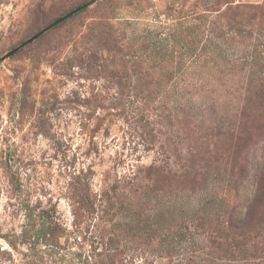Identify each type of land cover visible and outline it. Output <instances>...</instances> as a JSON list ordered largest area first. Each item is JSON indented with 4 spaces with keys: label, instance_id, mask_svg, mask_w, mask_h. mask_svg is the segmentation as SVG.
Masks as SVG:
<instances>
[{
    "label": "rangeland",
    "instance_id": "obj_1",
    "mask_svg": "<svg viewBox=\"0 0 264 264\" xmlns=\"http://www.w3.org/2000/svg\"><path fill=\"white\" fill-rule=\"evenodd\" d=\"M90 1L0 0V264H264L262 231L212 229L251 200L254 187L226 191L231 172L246 163L249 187L264 160V133L238 124L244 84L264 80V0H97L4 59ZM139 77L154 84L140 92ZM168 80V95L133 96ZM153 163L162 189L129 181ZM27 206L53 217L51 237L31 232Z\"/></svg>",
    "mask_w": 264,
    "mask_h": 264
},
{
    "label": "trees",
    "instance_id": "obj_2",
    "mask_svg": "<svg viewBox=\"0 0 264 264\" xmlns=\"http://www.w3.org/2000/svg\"><path fill=\"white\" fill-rule=\"evenodd\" d=\"M228 11L231 13V15H229L228 12L223 13L224 16L226 17V22L228 24H231V22H235L236 17L242 16V13L239 11L238 8L229 9ZM231 16L233 17L231 18ZM238 24H241V23H238ZM101 40H105L107 42L106 38H102ZM197 42L199 45L200 42L198 40ZM180 69L181 67L179 68V70ZM168 75H170V73H168ZM145 78L139 77L137 79L138 82H137V85L135 86L136 90L140 92H142V90H149L151 85L154 84L153 78H151L149 81L145 80ZM169 85H170V80L164 81V84L162 83V84H159L158 86L156 84L158 88V91L156 92L157 95H133V96L135 99H144L145 101H147L148 99L151 100V99H154L160 96V94L168 95V93H170L168 90L170 89ZM244 89H246V94H245L246 96L243 99V105L241 107V112L239 116V122H238L239 129H243V128H248V130L255 129V130L262 131L264 133V80H262L261 84H259V83H255L254 80L251 79L249 83L244 84ZM132 112L134 113V115L133 113L131 115L132 120L134 119L138 121L146 120V124L149 122L147 120L148 115L144 116L143 112L141 113H135V111H132ZM135 114L137 115L135 116ZM237 132L238 134H240L239 131ZM249 143H251V140ZM246 151H247V147L245 148L244 146L243 153H245ZM249 151L250 150L247 151V154H249ZM166 164L168 163H165V165ZM250 166L253 170V174L250 177L251 181H250L249 187H245V183L249 180V176H250L246 163L242 166L240 172L234 175L231 172L230 176L228 177V181L225 185V189L228 193L229 191H235L236 194L234 198H237L238 195L240 196L241 189H242V192L244 189L248 190V192H250V190L253 187L254 189L252 191L251 200L248 199L244 202V205L246 206L245 214L243 213L244 210L239 212V214L243 213L242 214L244 216L243 218L238 217V219H236L234 217L235 208H232L230 210H227L224 216L216 221L218 222L216 223L217 225H215L214 227L212 226V229H215L214 233L216 234L218 238L220 237L222 238L226 231L233 233V231L235 230H238L239 234H236V233L234 234L238 236L239 238H243V239L247 238L249 234L251 233L253 234L254 231L257 229L262 231V233H258L256 238L261 237L262 234L264 233V160H261V163H259L258 166L257 165L256 166L250 165ZM186 168L187 169L184 168V171H182L179 176L182 180V183L189 181L190 185L192 184V182L195 184L198 181L197 178L200 176L199 172L195 171L194 169L190 167H186ZM144 172H145L144 177H142L140 181H139V173H141L140 170L133 172V175L131 179L129 178L130 179L129 181H136L135 183H133V185L135 186L138 185V187L144 188V185L142 184L144 180H148L152 182L153 184H155L156 189H159V190L162 189L160 185L163 182V178L164 179L166 178V166L163 165L161 167L157 165L156 163H153L149 167L144 168ZM77 188L78 189H75L74 192L75 193L77 192V194L81 193L80 188L79 187ZM77 194L76 196H80ZM102 197L106 198V197H109V195L107 193H104L100 198ZM80 200L82 204L81 206H83V208L86 209L88 213L90 214L95 213L96 208L93 202H90L91 200L88 198V196H86L85 198H80ZM101 201H105V200H101ZM27 207H28L27 209H29L30 211L28 214V218L32 221L31 232L36 236H43V239H46V237L48 236L51 237V235L56 232V227H57V225L55 226L53 225L54 224L53 217L49 215L47 211H41L37 214L35 213L36 210H34L36 209L35 207H32V208H30L29 206ZM34 214H37V215H34ZM36 221H38L39 223L38 229H35L37 227V225H35ZM195 221H197L198 223L196 225L198 226V230L203 229V231H206V233H207L206 226L212 225L211 223L212 220L210 218H207L205 220L204 217H198ZM204 225L205 227L203 228ZM195 230H196V227H195ZM204 234L205 233L200 234L198 231H196L195 233V235H198L200 237L203 236ZM25 235L26 234L24 233L23 234L24 238H25ZM203 239L205 242H209V244H212V242L216 241V239H213V236L210 234H208V237L203 238ZM232 239L234 240V237H232ZM246 252L247 251L245 249L235 248L232 255L230 256L228 255V256L230 258H235L236 255H239V254L241 255L242 253H246ZM216 254H217L216 252H211L209 258H212L213 260V258L216 257ZM197 255H198V252H197ZM216 260H221V261L227 260V262H231L230 259H225V258H223V260L220 258H217Z\"/></svg>",
    "mask_w": 264,
    "mask_h": 264
},
{
    "label": "water",
    "instance_id": "obj_3",
    "mask_svg": "<svg viewBox=\"0 0 264 264\" xmlns=\"http://www.w3.org/2000/svg\"><path fill=\"white\" fill-rule=\"evenodd\" d=\"M95 1L97 0H92L89 3L78 7L77 9L71 11L70 13L64 15L63 17L53 21L52 23H50L48 26H46L45 28H43L41 31H39L38 33H36L33 37H31L30 39H28L27 41H25L22 45H20L19 47H17L16 49H14L13 51H11L10 53H8L7 55L4 56V59L8 58L9 56L13 55L14 53H16L18 50H20L21 48L25 47L26 45L32 43L33 41H35L36 39H38L40 36H42L43 34H45L46 32H48L49 30L53 29L54 27L58 26L59 24L63 23L64 21H66L67 19H69L70 17H72L73 15H75L76 13L80 12L81 10L89 7L90 5H92L93 3H95Z\"/></svg>",
    "mask_w": 264,
    "mask_h": 264
}]
</instances>
